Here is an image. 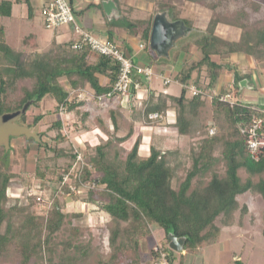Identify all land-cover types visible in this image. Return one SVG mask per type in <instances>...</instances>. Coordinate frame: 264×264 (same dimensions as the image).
Wrapping results in <instances>:
<instances>
[{
  "label": "trees",
  "instance_id": "16d2710c",
  "mask_svg": "<svg viewBox=\"0 0 264 264\" xmlns=\"http://www.w3.org/2000/svg\"><path fill=\"white\" fill-rule=\"evenodd\" d=\"M21 1L31 19V0H0V18L10 17L13 4ZM187 1L215 10L214 3L207 0ZM257 1L244 0V4L258 12L261 5ZM173 3L158 1L155 7L178 19ZM157 11H152L146 19L122 15L129 33L139 34L144 48L154 58L149 38ZM248 15L245 6L232 19L211 12L204 28L190 26L182 18L188 27L184 37H190L189 42L181 44L183 50L189 53L193 47L199 56L191 61L183 59L170 77L182 84L179 95L156 94L151 89L139 99L140 89L133 85L126 96L113 91L119 75V65L114 59L97 54L90 60L88 51L70 47L72 41L53 42L42 50L41 36L32 28L33 20L30 31L20 36L19 45L12 46L8 29L0 22V116L19 111L26 103L32 106L47 96L54 100L53 111L36 114L33 123L38 124L47 113L53 112L56 119L50 126L57 131L51 138L54 146L45 142L41 133L37 134L38 152L44 147L53 154L37 157L32 172L22 168L14 173L9 150L0 146V258L11 247L20 257L19 264H88L93 242L91 238L81 240L82 225L71 218L77 215L69 214L65 221L67 215L61 209L60 195L107 216L99 228L105 231L110 253L107 258H98L96 264H149L142 258L139 239L149 235L150 225L162 229L166 238L168 233L185 237V247L223 227L239 224L248 211V205L239 201L240 195L249 192L264 201V149L255 159L247 142L248 128L257 120H261L257 131L264 136V103L245 99L244 89L238 84L247 79L251 85V73L242 72L240 61L232 59L235 55L249 56L256 67L264 64V17L255 24ZM114 22L108 21V25ZM223 27L226 34L220 33ZM113 38L110 33L108 39L115 41ZM214 56H218V61L212 59ZM136 76L140 77L141 88L147 85L141 79L143 75ZM221 76H230L232 81L217 89ZM188 85L196 86L200 93L192 95L185 87ZM72 90L76 91L73 97ZM119 96L128 103L125 108L122 102V106L118 105L130 113L128 131L120 134L121 128L112 111L111 130L103 120L104 134L94 135L97 142L90 144L78 135L80 142L72 144L73 152L64 153L59 145L65 139L57 117L60 106L65 115L74 118L73 131L86 133L90 131L91 101L105 104ZM207 101L211 118L204 120L202 109ZM168 111L174 112L171 124L166 123ZM153 113L159 117H151ZM25 116L26 111L20 114L23 122ZM136 123L171 126L178 138L187 139V148H163L164 135L152 134L149 153L142 156L139 132L126 149L122 144L134 135ZM61 156L69 161L57 166L55 176H48L50 169L44 160L53 161L55 166ZM241 170L244 178L239 174ZM21 188L20 197L11 195V189ZM47 188L53 194L49 201L42 202L38 198ZM22 199L26 204L19 203ZM261 234L264 236V226ZM165 250L168 264H182L181 252L175 257L177 252L168 246ZM150 254L152 261L158 256L157 250H151ZM231 264L246 263L234 258Z\"/></svg>",
  "mask_w": 264,
  "mask_h": 264
},
{
  "label": "rangeland",
  "instance_id": "374dc122",
  "mask_svg": "<svg viewBox=\"0 0 264 264\" xmlns=\"http://www.w3.org/2000/svg\"><path fill=\"white\" fill-rule=\"evenodd\" d=\"M158 1H174L175 3L173 4L175 14L180 19L185 18L190 26H197L200 28L205 27L211 12L221 15L223 19H232L234 18L236 11L240 10L243 6H245L246 10L248 11L249 19H251L253 23L258 24V22L261 20L260 17H264V0L257 1L261 5V10L258 12L253 11L250 7L246 6L244 4V0H207L208 3H214V11H211L212 9H207L202 5L197 6L196 4L187 0H128V5L125 8L128 9L129 5L132 6V12L129 10L127 11L123 5L122 7L124 8V11L129 12V14L131 13V17L135 19H146L149 17L152 11L158 10V6L155 7V4H157ZM21 8L22 6L19 4L14 5L13 17L11 20L7 17L0 18V22H2L8 29V40L12 46L19 45L18 43L20 36L27 34L29 30L26 24L27 22H25V24L16 23V29H14V24L9 22L13 21L14 17H18V13ZM169 16L173 18L172 14ZM112 27H114L115 31L122 33H126L129 30L125 21L120 19L112 23ZM217 32H219V30ZM220 33L226 34L227 29L223 27ZM46 34H48V32H46ZM234 35L236 34L234 33ZM188 39H190V37L179 38L175 43L176 46L170 50L168 58L162 57L159 59H152L153 69L157 73H159L160 68L164 69L166 73H171L181 66V62L183 59H185V57L189 61L196 59L199 54L195 52L193 47L190 48L189 53H185L183 50V46L181 44L189 42L187 41ZM132 41L134 44L136 43L134 38ZM40 46L42 50H46L48 48L47 42L45 40H41ZM129 53L132 56L131 52ZM214 59L218 60L219 58L218 56H214ZM161 80V78H158L153 79L151 82L147 81V86H154L160 91L164 90V88H167L166 90L169 92L177 94L179 93L180 86L178 84L171 83L168 87H165L163 86ZM243 94L244 97L249 101L256 103L264 102V85L260 88H256V86L255 88H246L244 89ZM75 95L76 94L74 93L73 96ZM91 102L90 109L92 114L90 120H88V126L90 127L89 132H74L73 122L75 120L68 114L64 116V119L61 122L62 132H67L66 134L64 133V141L59 145L67 155L73 152L72 144L75 142L78 143V141L80 142V140L77 138L78 135H82L83 138H86V141L90 142V144L97 142L94 135L104 134L102 132V129H105L104 125L102 124L103 120L107 122L109 130H111L110 114L112 111H114V115L116 116L119 127L121 128L120 134H122V132L126 133L130 127V113L124 109L126 106L128 107V103L123 102V104H125L124 108H118V105H123L120 103V96L116 97V99L112 102L105 104H99L94 101ZM207 103L208 104L206 107L202 109V118L204 120L211 118L209 101H207ZM53 105L54 100L48 98L47 96L32 106L28 105L29 107H27L25 110L26 116L24 122L26 124H30V127H27L18 112L3 113L0 116V146H3L9 150L12 159V171L14 173L20 172L22 168L27 172H32L34 170L37 157H49L53 154L48 149H44V147H41L40 151L38 152L35 139L31 136H28V130H30L32 133H35L36 135L41 133L40 136L45 142L49 143L51 146L55 145L51 138L57 133V131L56 129H52L50 126V123L56 119L55 114L53 112H49L39 121L38 124L33 123V117L36 114L44 113L49 109L50 111H53ZM141 126L145 125L138 123L135 124L134 135L122 144L123 147L126 149L131 147L136 134L141 132L139 131ZM169 130H166L168 133L163 130L160 131L159 128L155 130L158 132L156 135L167 133V135L164 136V140H162L161 146L166 149L177 146L181 147L183 150L187 148V139L178 138L173 134V132H171L172 130ZM139 152L142 156H146L149 153L148 136H146L143 143H141ZM68 161V157L61 156L56 161L57 165L53 166V161L46 162L44 160V163H46L50 169L48 176H55L57 173V166H63ZM239 174L241 177H245L243 170H241ZM31 178L30 181L33 179ZM51 188L54 189L55 187L51 185ZM33 189L35 190V187H33ZM52 189L47 188V190L43 192V196L41 197L42 202L50 200L51 195L53 194ZM10 191L12 196L14 195L20 197L23 194L22 188L11 189ZM60 196L61 197H59V201L62 207L61 209L67 215L65 217V221L69 219V214L77 215L75 218H71L82 225L81 240H87L88 238H91L93 242V255L88 264H96L97 259L100 257L107 258L110 253V249L107 245L105 231L99 228L101 224L105 223L107 216L95 208H91L89 205L73 202L69 198L65 199L62 197V195ZM239 201L248 205V211L243 216L241 221H239V224L237 223L231 227H223L220 229V231L209 235L203 240L186 244L184 249L179 251L182 253L183 264H231L235 257H238L246 264H264V236L261 234V230L264 226V222L262 220L264 214V201L261 199V197L255 196L249 192L240 195ZM19 203L24 205L26 204V201L22 199ZM149 230L148 236L139 239L140 251L142 258L144 261H146V263L154 264V262L159 261V259H157L159 256H157L152 261L150 254L151 250H162L166 252L165 248L167 246L169 247V242L165 237L163 230L159 227L150 225ZM179 252L177 253L179 254ZM6 253L7 254L5 256L0 258V264H19L20 257L15 251H13L11 247L6 251ZM178 254H174L175 257H177L176 255ZM167 257L168 256L166 255V258Z\"/></svg>",
  "mask_w": 264,
  "mask_h": 264
},
{
  "label": "crops",
  "instance_id": "0c3cea01",
  "mask_svg": "<svg viewBox=\"0 0 264 264\" xmlns=\"http://www.w3.org/2000/svg\"><path fill=\"white\" fill-rule=\"evenodd\" d=\"M45 1L46 0H31V4L33 7V13H32L31 17L33 19L32 18L30 19L28 17L27 8L25 6V3H23L22 1L19 3H14L13 8H14V5H16V4H19L22 6V8L19 10L18 17H16V18L14 17L13 21H9L10 23L12 22L14 24V29H16V27H17L16 23L25 24V22H27L26 24L29 28V30H28V32H29L31 29L30 21L33 20V27H32L33 30L36 31L37 34H39L41 36V40H45L47 42V45H48L47 47H50L53 42H69V41L74 42L75 40H77L79 35L75 31V29L72 25H64V26H61V27L53 29V30L46 29L43 26L40 10H41L42 5L45 3ZM102 1L103 0H72L70 2V0H69L78 24L83 29L89 31L90 33H92L93 35H95L96 37H98L100 39L108 38L109 34L113 33V35H114L113 39L117 43H119L121 47L128 49V53L131 52V54L133 56L134 63L136 62V64H138V65H147V66H149V64H152L153 62H152L151 58H154V57H152V55L144 48V43L140 40L139 34H135V35L133 34L132 35L131 33H129V31H127L126 33L115 31L114 27H112V25L111 26L108 25V21L114 20L116 22V20H118V19L123 20L122 15L129 16L131 19H135V18L131 17V15H130L131 13L129 14V12L124 11V8L128 5L127 4L128 0H117V1L114 0V2L116 3V6H117V10L115 11L114 15H112L110 18H108L104 12ZM98 4H100V5H98ZM122 5L124 6V8L122 7ZM130 7L132 8V6L129 5V8ZM12 17H13V9H12V15L10 17H7V18H10V20H11ZM46 32H48V34H46ZM133 38L136 40L135 44L132 41ZM141 45H143V47H140ZM152 53L156 57L162 58V57L157 56L154 51H152ZM88 56H89L90 60H93L94 58L97 57V54L94 52H88ZM212 59L215 60L214 57H212ZM232 59L240 61V69L242 72H250L251 73L252 83H251V85H249V83H248V87H244L243 89L255 88V86H256V88H260L261 86L264 85V64H261L260 66L256 67L252 58L249 56L241 58L238 55H235L234 57H232ZM152 68H153V66H152ZM178 69L179 68H177L176 70H174V72H171V73H166L164 71V69H162V68H160L159 73H157L153 69L155 72V76L153 79L161 78L162 79L161 82H162L163 86H165V87H168L171 83L178 84L180 86V89H179V93H180L181 85L178 82H170L169 84L163 83L164 77H172ZM257 78L259 79V81ZM102 80H103V78H101V82H104ZM231 81L232 80H231L230 76H221L218 80L217 89H219V87L223 83H231ZM254 84H255V86H254ZM151 89L155 90L156 94L159 92H164V93L171 94V95H179V93L177 94V93H172V92L167 91L166 90L167 88H164V90L160 91V90L156 89L154 86L144 85L138 91V99L141 98L139 96H145V95L147 96ZM75 92H74V90H72L70 92V96L73 97V94ZM134 101L136 102L137 100H134ZM121 102L122 103L125 102V98H121ZM260 103H264V102H260ZM64 116H65V114H64ZM64 116H63V119H64ZM57 117L59 118V116H57ZM174 119H175L174 112L168 111L167 116H166V123L171 124L174 122ZM157 128H159L160 131L163 130L165 132H167L166 130L170 129V130H172L171 132H173V134L175 135V130L171 126H167V125L162 126L161 125V126L154 127V126H150V125H145V126H141V128H140L141 130L139 129V131L143 132V133L140 132L142 134V143L145 140L146 136H148L149 142H150L152 134L158 133L157 131H155ZM66 132L67 131H65L64 133L66 134ZM167 133H161L160 135L166 136ZM68 137H69V135H68ZM181 255H182V253H181ZM176 256H179V254ZM235 258H238V257H235ZM182 264H183V259H182Z\"/></svg>",
  "mask_w": 264,
  "mask_h": 264
},
{
  "label": "built area",
  "instance_id": "2783aa9c",
  "mask_svg": "<svg viewBox=\"0 0 264 264\" xmlns=\"http://www.w3.org/2000/svg\"><path fill=\"white\" fill-rule=\"evenodd\" d=\"M43 26L46 29H56L64 25H72L79 37L71 44L72 49H81L82 51L94 52L96 54H102L114 59L119 65V75L114 83L113 91L119 95L126 96L130 87L133 85L136 90L141 89L140 77L137 78L136 74L143 75L141 79L145 81H152L155 72L151 66L138 65L133 61L132 56L126 52L117 42L108 38L100 39L83 29L77 22L75 14L69 0H46L40 10ZM140 47H143L141 45ZM173 81L170 77H164L163 83L169 84ZM179 83V82H178ZM181 86L182 84L179 83ZM189 92L193 94H199L200 89L194 85L185 86ZM58 116L60 121H63L64 108L60 106ZM151 117H159L157 113L150 115ZM261 120H257L253 126L248 128L247 142L248 148L252 156L257 159L259 153L264 149V136L260 135L257 131L260 128ZM211 132L213 129L210 130ZM244 131L243 129L241 130ZM77 151H75L76 153ZM80 158L78 153L77 159ZM66 179V175L63 178ZM42 199V198H38ZM159 259L154 264H168L166 253L162 250H157Z\"/></svg>",
  "mask_w": 264,
  "mask_h": 264
},
{
  "label": "water",
  "instance_id": "95a60500",
  "mask_svg": "<svg viewBox=\"0 0 264 264\" xmlns=\"http://www.w3.org/2000/svg\"><path fill=\"white\" fill-rule=\"evenodd\" d=\"M102 5L108 18L114 15L115 11L117 10L114 0H103ZM187 30L188 27L184 20L180 18L172 19L166 11L155 12L152 19L149 38L150 50L154 51L159 57H168L170 50L173 48L177 40L184 36ZM238 85L240 89L248 87V80L243 79ZM28 105L29 103H26L21 110L17 111L18 114L20 115L22 112H24ZM28 136L33 137L35 140L39 139L37 135L32 133L30 130H28ZM167 239L169 242V248L176 252L183 250L185 237H177L173 233H168Z\"/></svg>",
  "mask_w": 264,
  "mask_h": 264
}]
</instances>
